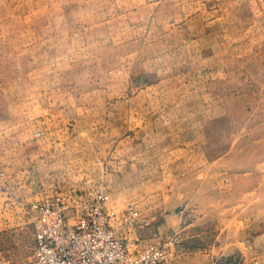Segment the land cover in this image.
Listing matches in <instances>:
<instances>
[{
	"label": "rangeland",
	"instance_id": "rangeland-1",
	"mask_svg": "<svg viewBox=\"0 0 264 264\" xmlns=\"http://www.w3.org/2000/svg\"><path fill=\"white\" fill-rule=\"evenodd\" d=\"M98 189L133 250L264 264V0H0L2 260L30 202Z\"/></svg>",
	"mask_w": 264,
	"mask_h": 264
},
{
	"label": "built area",
	"instance_id": "built-area-1",
	"mask_svg": "<svg viewBox=\"0 0 264 264\" xmlns=\"http://www.w3.org/2000/svg\"><path fill=\"white\" fill-rule=\"evenodd\" d=\"M35 244L24 264H167V244L150 243L133 250L119 235L120 213L106 189L70 190L28 204ZM123 224L136 225L139 210L122 211ZM172 242V239H171ZM0 264H12L3 261Z\"/></svg>",
	"mask_w": 264,
	"mask_h": 264
}]
</instances>
